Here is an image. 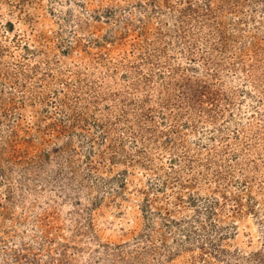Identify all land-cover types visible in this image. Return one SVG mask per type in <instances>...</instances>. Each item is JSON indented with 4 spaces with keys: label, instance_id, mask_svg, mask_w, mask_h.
<instances>
[{
    "label": "rangeland",
    "instance_id": "rangeland-1",
    "mask_svg": "<svg viewBox=\"0 0 264 264\" xmlns=\"http://www.w3.org/2000/svg\"><path fill=\"white\" fill-rule=\"evenodd\" d=\"M0 264H264V0H0Z\"/></svg>",
    "mask_w": 264,
    "mask_h": 264
}]
</instances>
